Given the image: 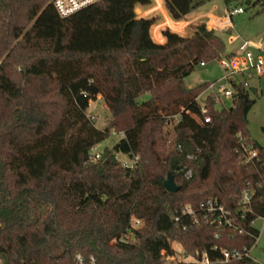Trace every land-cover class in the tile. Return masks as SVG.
I'll return each instance as SVG.
<instances>
[{"label": "trees", "instance_id": "16d2710c", "mask_svg": "<svg viewBox=\"0 0 264 264\" xmlns=\"http://www.w3.org/2000/svg\"><path fill=\"white\" fill-rule=\"evenodd\" d=\"M206 1L164 4L179 21ZM149 4L100 0L61 18L52 0H0L1 264H75L77 254L97 264H165L161 253L174 255L173 242L206 253L211 264H259L221 263L220 253L250 250L259 237L250 224L264 218V146L246 129L256 91L237 88L228 109L208 100L211 122L197 106L200 123L190 126L208 82L187 88L184 79L222 58L225 45L205 24L189 37L164 30L165 43L153 42V20L134 12ZM254 4L264 11V0ZM98 96L112 115L103 130L87 119ZM174 116L181 123L164 132ZM112 131L123 138L92 162L89 151ZM238 135L261 162H239ZM117 153L139 162L125 169ZM168 173L179 187L174 194L162 186ZM244 192L251 194L245 209ZM210 199L233 214L238 230L210 225L201 212L172 218ZM132 219L141 227L132 229Z\"/></svg>", "mask_w": 264, "mask_h": 264}, {"label": "built area", "instance_id": "2783aa9c", "mask_svg": "<svg viewBox=\"0 0 264 264\" xmlns=\"http://www.w3.org/2000/svg\"><path fill=\"white\" fill-rule=\"evenodd\" d=\"M98 1L100 0H52V5L61 18H68L82 9L97 3ZM243 13L244 10L241 7L234 8L231 12L227 13L226 22L221 21V29L229 33L227 37V44L234 47L226 49L225 55L216 61L219 67L223 70V75L215 81L208 82L206 90L196 98L197 100L200 96H204L203 103L201 105H197L204 124H209L211 122L207 104L208 100H211L215 107L220 105L221 108H224L223 102L232 101L234 96L237 94V88L242 87L247 90L254 89L256 91V88L252 85L253 82H257L259 84V79L264 76V37L259 42H252L242 39L237 34L230 33L233 27L229 19L232 16L241 15ZM205 65L206 64L204 63H200L199 66L204 67ZM87 119L91 123L95 121V117L93 115L87 114ZM180 123L181 117L174 116L172 118H168L165 127L173 129L174 126ZM238 138L240 142V147L237 150L239 162L242 165L261 162V159L258 156V151L252 146L244 144L240 135H238ZM102 155L103 151L100 149V144L95 145L89 151V159L92 162L99 161ZM191 158L192 157L190 156L188 157V159ZM115 159L120 162L123 168L130 170H132L139 162L138 155L130 157L128 155L117 153L115 154ZM190 176L191 171L188 170L185 174V178L188 179ZM250 200L251 194L249 192H244L240 201L243 209L250 204ZM196 212L203 213L205 220L209 222L210 225H217L218 227L233 229L234 231L238 230L233 221V214L226 210L217 201L211 199L199 204L196 208L191 205H186L181 209L180 213H178V211H174L172 213V218L177 223L183 217H195ZM254 224L255 222H252L250 226L255 227ZM140 227L141 222L132 219L131 228L138 229ZM131 239L132 232H129L121 239V241L123 243H127ZM257 241L258 238L255 239V243L250 250H220L222 256L221 263L239 261L245 258L252 259L250 254L256 246ZM161 257L165 264H182V262H177L173 255H167L165 252L161 253ZM199 263L211 264L206 253L201 254ZM75 264H97V261L93 256L86 258L77 254L75 256Z\"/></svg>", "mask_w": 264, "mask_h": 264}, {"label": "rangeland", "instance_id": "374dc122", "mask_svg": "<svg viewBox=\"0 0 264 264\" xmlns=\"http://www.w3.org/2000/svg\"><path fill=\"white\" fill-rule=\"evenodd\" d=\"M255 0H209L199 7L194 13L189 14L182 20H173L165 8L164 0H150V4L146 6L137 5L135 14L137 18L153 20V25L150 28L149 34L153 42L159 44L164 30H169L182 37H189L193 34L194 29L199 24L208 26L209 15L213 16L214 21L219 24L220 21L226 22V15L232 9L241 7L244 13L241 15L232 16L229 21L233 27L230 33L237 34L244 40L259 42L264 37V11L259 4H254ZM220 19V20H218ZM228 32L219 33V37L223 41L226 49H231L234 46L227 44ZM164 40V37H163ZM165 41V40H164ZM5 57V56H4ZM17 72L19 69L16 70ZM16 72V73H17ZM223 75V70L219 67L216 61L206 63L204 67L197 66L194 71L184 79V84L187 88H195L205 82H212L219 79ZM259 84L253 82L256 88L255 93H251L250 97L255 100L254 105L247 114L246 129L250 138L260 146H264V76L259 79ZM149 96L143 95L139 101H147ZM204 96H200L191 107V121L189 125L197 127L200 123V117L197 112V105L203 103ZM224 108L231 107V101L223 102ZM217 109H221L217 105ZM56 112V109L55 111ZM88 115H93L95 121L94 126L103 130L112 121V115L105 106L101 97L98 96L95 101L89 103L87 110ZM172 132L164 126V132ZM123 138V132L112 131L107 140L100 143V149H111L115 143ZM186 206V205H185ZM184 206V207H185ZM183 208V207H182ZM255 228L259 231V237L256 246L251 251V258L260 264H264V218L255 221ZM174 251V259L182 264H200L199 253L194 255L187 253L183 247L177 243H172ZM1 264V261H0Z\"/></svg>", "mask_w": 264, "mask_h": 264}, {"label": "water", "instance_id": "95a60500", "mask_svg": "<svg viewBox=\"0 0 264 264\" xmlns=\"http://www.w3.org/2000/svg\"><path fill=\"white\" fill-rule=\"evenodd\" d=\"M162 186L169 194H174L179 190V187L174 183V178L170 173H168L166 178L163 179Z\"/></svg>", "mask_w": 264, "mask_h": 264}, {"label": "crops", "instance_id": "0c3cea01", "mask_svg": "<svg viewBox=\"0 0 264 264\" xmlns=\"http://www.w3.org/2000/svg\"><path fill=\"white\" fill-rule=\"evenodd\" d=\"M210 17H209V19H210V21H208L207 23H208V26L209 27H211V28H208L209 30H213V31H215L216 32V34L219 36V33H223L224 31H223V29H221L222 28V26H221V21L219 22V24H217L215 21H214V19H216V18H214L213 16H211V15H209ZM218 20H220V19H218ZM241 37V36H240ZM242 38V37H241ZM165 40V39H164ZM163 40V37L159 40V41H161V42H159V44H164L165 43V41Z\"/></svg>", "mask_w": 264, "mask_h": 264}]
</instances>
